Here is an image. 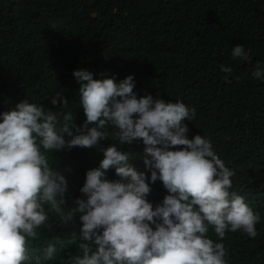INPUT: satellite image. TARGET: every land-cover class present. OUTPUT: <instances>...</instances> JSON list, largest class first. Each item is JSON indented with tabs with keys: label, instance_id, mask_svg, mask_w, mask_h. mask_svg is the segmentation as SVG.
<instances>
[{
	"label": "trees",
	"instance_id": "obj_1",
	"mask_svg": "<svg viewBox=\"0 0 264 264\" xmlns=\"http://www.w3.org/2000/svg\"><path fill=\"white\" fill-rule=\"evenodd\" d=\"M236 44L247 60L231 57ZM258 62L264 64V0H0V112L21 100L56 111L60 105H52L51 96L61 92L81 126L86 117L72 76L76 68L92 71L94 79L132 74L138 97L179 99L195 108L184 121L189 138H210L235 173L230 190L261 216L255 237L226 232L229 264H264V81L251 75ZM221 64L232 72H220ZM105 130L109 136L96 146L49 154L67 181L65 207L84 198L79 189L86 171L99 165L110 145L129 151L136 169L150 174L140 140L118 144L116 130ZM106 178L118 179L111 168ZM150 187L146 198L155 206L166 189L159 180ZM80 224L78 215L68 223L50 215L48 227L28 243L29 264L37 257L39 264H69L81 241H68L79 235ZM208 235L216 239L211 228ZM49 243L58 251L45 260ZM89 243L91 254L97 245Z\"/></svg>",
	"mask_w": 264,
	"mask_h": 264
},
{
	"label": "clouds",
	"instance_id": "obj_2",
	"mask_svg": "<svg viewBox=\"0 0 264 264\" xmlns=\"http://www.w3.org/2000/svg\"><path fill=\"white\" fill-rule=\"evenodd\" d=\"M230 55L248 58L241 44ZM219 70L230 73L232 67L221 64ZM251 75L264 81V64L258 62ZM72 76L86 117L81 126L74 124L61 92L51 96L52 105L59 102L56 111L21 100L0 112V264H29L28 243L48 227L50 215L60 223L78 215L81 222L79 235L68 241H81L69 264H229L226 232L255 237L261 216L230 190L235 173L210 138H189L184 121L192 120L195 108L179 99L138 97L132 74L119 81L103 73L94 79L92 71L76 68ZM109 127L116 130L118 144L142 142L150 174L136 169L129 151L110 145L99 165L86 171L79 189L84 198L65 207L67 181L49 163V154L96 146L109 136ZM110 168L118 179L106 178ZM157 180L167 194L153 206L146 197ZM210 228L216 239L208 235ZM89 241L97 245L91 254ZM57 251L49 243L43 258Z\"/></svg>",
	"mask_w": 264,
	"mask_h": 264
}]
</instances>
